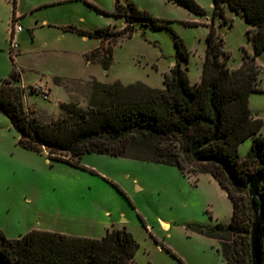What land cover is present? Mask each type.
<instances>
[{"label":"rangeland","instance_id":"374dc122","mask_svg":"<svg viewBox=\"0 0 264 264\" xmlns=\"http://www.w3.org/2000/svg\"><path fill=\"white\" fill-rule=\"evenodd\" d=\"M120 1L125 6L134 3L169 28L136 22L133 36L114 47L113 65L105 71L99 63L86 60L100 41L78 31L121 30L125 21L115 16V0L52 5V0H18L17 12L25 16L18 21L23 31L13 56L22 74L21 86H26L25 106L41 122L61 115L60 102L86 108L92 79L107 84L142 82L163 89L164 74L179 58L175 35L189 51L184 66L190 80L200 81L213 24V0H196L210 20L169 0ZM12 16V1L0 0V84L13 68ZM226 18L233 20L231 28L219 18L214 25L231 54L229 66L237 69L243 50L254 51L247 35L250 26L230 10ZM197 19L203 21L199 26L189 25ZM260 62L264 67V54ZM261 84L264 88V71ZM250 103L253 113L264 121V94L252 95ZM251 147V140L243 143L241 157ZM82 165L86 170L49 160L46 152L25 150L10 120L0 113V230L10 239L33 230L100 239L107 229L126 228L139 244L135 264H225L218 242L189 228L231 222V203L208 176L196 184L194 176H185L176 166L99 154L85 155Z\"/></svg>","mask_w":264,"mask_h":264},{"label":"trees","instance_id":"16d2710c","mask_svg":"<svg viewBox=\"0 0 264 264\" xmlns=\"http://www.w3.org/2000/svg\"><path fill=\"white\" fill-rule=\"evenodd\" d=\"M11 1L12 27L17 21V0ZM169 1L198 17L207 15L196 0ZM227 9L249 24L247 35L254 47L253 53L243 50L242 65L237 69L229 66L231 54L225 51L224 39L214 25L219 18L224 25L233 26V20L226 18ZM115 16L125 21L121 30L78 31L100 41L86 60L99 63L105 71L113 65L114 47L133 36L136 22L169 28L132 2L125 6L115 0ZM212 19L200 82H191L184 66L189 51L175 35L179 58L164 74L163 89L142 82L107 84L92 79L88 106L60 102L61 115L49 123L26 108L22 74L11 49L13 68L0 84V113L18 132L22 148L46 152L55 162L86 170L82 158L99 154L176 166L189 177L211 175L232 202V220L227 225L189 228L217 241L225 264H254L253 229L261 215L258 252L260 264H264V182L257 194L251 188L264 173V121L250 106L253 94L264 93L260 85L263 68L258 62L264 54V0H213ZM55 82L59 85L62 80L56 78ZM249 139L252 147L243 158L240 147ZM138 249L126 228L107 229L100 239L43 230L10 239L0 230V264H135Z\"/></svg>","mask_w":264,"mask_h":264},{"label":"water","instance_id":"95a60500","mask_svg":"<svg viewBox=\"0 0 264 264\" xmlns=\"http://www.w3.org/2000/svg\"><path fill=\"white\" fill-rule=\"evenodd\" d=\"M264 182V173L261 174L257 179H255L252 184L251 188L253 189L254 193H258V188L261 183ZM261 221L262 217L259 215L256 219L254 229H253V239H252V247H253V259L254 264H260L259 261V237H260V231H261Z\"/></svg>","mask_w":264,"mask_h":264},{"label":"crops","instance_id":"0c3cea01","mask_svg":"<svg viewBox=\"0 0 264 264\" xmlns=\"http://www.w3.org/2000/svg\"><path fill=\"white\" fill-rule=\"evenodd\" d=\"M68 1H72V0H52V3H49V4H56V3H65V2H68ZM17 6H18V0H17ZM38 6V4H35L34 6H33V9L34 8H36ZM229 9H227L226 10V12L228 11ZM25 15H23V14H21V13H19V12H17V10H16V15H15V17H16V19H17V21H19L21 18H23ZM207 16V15H206ZM198 17V16H197ZM205 17V16H204ZM12 19H13V16H12ZM206 20H210V18L207 16V18H206ZM12 22V21H11ZM196 23H202L203 21H200V20H196L195 21ZM207 27V26H206ZM9 32L11 33V30H9ZM99 47V46H98ZM254 52V51H253ZM252 52V53H253ZM258 62H259V64L261 65V67L263 68V71H264V67H263V65L261 64V62H260V58L258 59ZM174 65V64H173ZM172 67V66H171ZM170 67V68H171ZM170 68H169V70H170ZM168 70V71H169ZM201 80V79H200ZM192 82V81H191ZM200 82V81H199ZM193 83V82H192ZM196 83H198V82H196ZM262 76H261V82H260V85H261V88L262 89H264L263 87H262ZM193 84H195V83H193ZM24 87H26L25 85H23ZM255 94H264V93H255ZM255 94H253V95H255ZM251 99V98H250ZM251 104V103H250ZM251 106V105H250ZM252 110V109H251ZM253 112V111H252ZM254 114V113H253ZM255 116H259L258 114H254ZM260 117V116H259ZM261 118V117H260ZM263 128H264V126H263ZM262 134H263V129H262ZM264 135V134H263ZM249 140H251V139H249ZM249 140H247V141H249ZM246 141V142H247ZM252 141V140H251ZM204 176H208L213 182H215L220 188H221V186L219 185V183L211 176V175H209V174H202V175H199L198 177H195L196 178V184L197 183H200L201 182V180H202V177H204ZM221 190H222V192L224 193V195L228 198V200L230 201V203H231V206H232V215H233V205H232V202H231V200L229 199V197H228V195H227V193L221 188ZM232 220V219H231ZM168 226H169V224H167ZM119 229V228H118Z\"/></svg>","mask_w":264,"mask_h":264},{"label":"built area","instance_id":"2783aa9c","mask_svg":"<svg viewBox=\"0 0 264 264\" xmlns=\"http://www.w3.org/2000/svg\"><path fill=\"white\" fill-rule=\"evenodd\" d=\"M23 31V27L21 24L16 21L11 27V36H10V43L11 49L14 53L17 49H19V42H18V35ZM37 89H41L40 87H36Z\"/></svg>","mask_w":264,"mask_h":264}]
</instances>
